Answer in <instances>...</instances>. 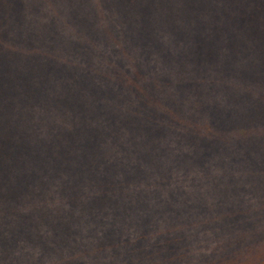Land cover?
Returning a JSON list of instances; mask_svg holds the SVG:
<instances>
[{"label": "trees", "instance_id": "16d2710c", "mask_svg": "<svg viewBox=\"0 0 264 264\" xmlns=\"http://www.w3.org/2000/svg\"><path fill=\"white\" fill-rule=\"evenodd\" d=\"M35 2L0 0V264H264V0Z\"/></svg>", "mask_w": 264, "mask_h": 264}, {"label": "rangeland", "instance_id": "374dc122", "mask_svg": "<svg viewBox=\"0 0 264 264\" xmlns=\"http://www.w3.org/2000/svg\"><path fill=\"white\" fill-rule=\"evenodd\" d=\"M46 5H47L46 2L44 4H42V6H44V7ZM34 7H35V9L37 7H39L38 11L42 10L44 13L47 12V9L45 12V8L41 7L40 4L36 5L35 0H12L11 8H12L13 14H15L13 24L17 29L22 28L25 31H31L32 32L31 28H32L33 19H34V10H33ZM27 19L30 22L28 30L25 29V27L28 26ZM14 46H15V43H14ZM30 48H31V52L29 53L28 56L23 55L22 49H20V53H21L20 59L21 60L27 59L28 61H32L33 57L31 55L32 54V46L31 45H30ZM0 96L4 97V98H15L16 97V95L13 91V85L10 88H8L6 78H3V77H0Z\"/></svg>", "mask_w": 264, "mask_h": 264}]
</instances>
